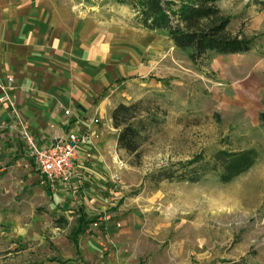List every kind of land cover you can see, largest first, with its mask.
I'll return each mask as SVG.
<instances>
[{
	"label": "rangeland",
	"instance_id": "rangeland-1",
	"mask_svg": "<svg viewBox=\"0 0 264 264\" xmlns=\"http://www.w3.org/2000/svg\"><path fill=\"white\" fill-rule=\"evenodd\" d=\"M79 2L92 4L110 22L126 21L130 28L137 22L128 3ZM216 4L228 19L227 28L251 39L249 51L214 52L193 63L186 51L170 42L166 30L145 29L139 43L136 34L129 35L136 48L144 41L148 84L129 86L134 96L124 92L123 102L139 100L158 122L145 130L138 158L123 148L115 154L112 179L100 182L107 200L92 209L95 224L135 231L140 262L264 264V120L259 115L264 113V0ZM240 85L248 91H239ZM247 146L257 149L256 160L228 181L212 170L195 181L151 178L164 167L179 171L181 161L194 154L212 161L219 147ZM25 154L5 159L0 170V264L74 260L70 235L77 217L61 205L64 196L56 193L63 183L46 187L48 180ZM73 192L75 197L68 199L76 201L69 207L80 205L78 198L85 195Z\"/></svg>",
	"mask_w": 264,
	"mask_h": 264
},
{
	"label": "crops",
	"instance_id": "crops-1",
	"mask_svg": "<svg viewBox=\"0 0 264 264\" xmlns=\"http://www.w3.org/2000/svg\"><path fill=\"white\" fill-rule=\"evenodd\" d=\"M79 3L0 0V93L12 97L38 143L65 137L71 131L85 136L76 145L70 182L61 181L56 193L64 196L61 205L67 211L76 217L81 211L94 225H86L77 234L76 258L67 257L63 264H155L139 261L142 249L134 241V230L97 225L92 209L106 202L100 182L112 179L115 154L122 150L116 146L117 127L112 124L111 110L116 102L125 100L124 92L134 96L129 86L148 84L144 41L143 47L136 48L129 36L136 34L139 43L147 28L138 22L131 28L126 21L114 23L112 18L110 22L92 4ZM137 61L139 66L133 67ZM133 73L140 76L133 77ZM238 89L248 91L247 86ZM14 122L11 105L0 101V170H4L5 159L27 156ZM75 189L85 193L78 198L83 207L68 206L76 201L68 199Z\"/></svg>",
	"mask_w": 264,
	"mask_h": 264
},
{
	"label": "trees",
	"instance_id": "trees-1",
	"mask_svg": "<svg viewBox=\"0 0 264 264\" xmlns=\"http://www.w3.org/2000/svg\"><path fill=\"white\" fill-rule=\"evenodd\" d=\"M128 3L135 12L139 26L149 30H166L172 43L186 51L193 63L207 57L210 53L241 52L249 49L251 39L227 28L228 19L220 14L216 0H115ZM264 120V113H260ZM113 126L117 127L116 146L125 149L128 154L138 158L141 141L146 137L145 130L156 124L158 119L139 100L125 103L118 101L111 110ZM257 149L254 146L228 149L219 147L212 154V161L202 160L200 154H194L181 161L183 167L174 171L170 167L161 168L152 173L151 178L186 179L195 181L206 171H214L225 182L238 173L245 171L256 160ZM30 160L32 161L31 157ZM34 167V165H33ZM37 171L38 168L34 167ZM41 173V172H40ZM41 177L44 174L41 173ZM49 181L46 187H49ZM78 211L76 225L70 239L77 244L76 236L84 230L87 221ZM17 264H30L27 262ZM32 264V263H31Z\"/></svg>",
	"mask_w": 264,
	"mask_h": 264
},
{
	"label": "built area",
	"instance_id": "built-area-1",
	"mask_svg": "<svg viewBox=\"0 0 264 264\" xmlns=\"http://www.w3.org/2000/svg\"><path fill=\"white\" fill-rule=\"evenodd\" d=\"M11 76L7 77L10 80ZM7 100L15 114L14 127L17 135L25 145V153L32 159L34 167L44 174L46 180L53 182H70L73 172V158L76 145L85 140V136L76 132L68 133L65 137H58L50 142L38 143L34 135L27 128V123L20 117L14 106V100L5 92L0 93V101ZM68 112V109L65 110Z\"/></svg>",
	"mask_w": 264,
	"mask_h": 264
}]
</instances>
